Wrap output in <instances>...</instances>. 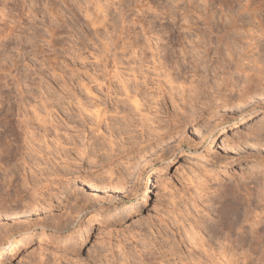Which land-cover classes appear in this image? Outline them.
I'll return each mask as SVG.
<instances>
[{
    "label": "rangeland",
    "instance_id": "374dc122",
    "mask_svg": "<svg viewBox=\"0 0 264 264\" xmlns=\"http://www.w3.org/2000/svg\"><path fill=\"white\" fill-rule=\"evenodd\" d=\"M31 1L0 48V264H264L262 189L203 223L220 188L264 183V86L223 98L245 54L264 78V0Z\"/></svg>",
    "mask_w": 264,
    "mask_h": 264
},
{
    "label": "bare ground",
    "instance_id": "6f19581e",
    "mask_svg": "<svg viewBox=\"0 0 264 264\" xmlns=\"http://www.w3.org/2000/svg\"><path fill=\"white\" fill-rule=\"evenodd\" d=\"M13 3L15 4L16 7H20L21 9L25 8V11L23 13L21 20L24 19L23 22L26 24L31 22V20L34 18V15H35L33 5H35V6H37V5L34 2H32L31 0H17V2L15 0ZM38 3H39L38 9L40 11V16L42 18H44L46 11L48 9V1L47 0H40ZM3 7L0 8V21L2 22L0 24V48L6 49L9 47V44L13 43V40L16 39V37L20 34V32L28 30L25 28L28 24L26 25V24H23V22H22V26H20V29H18L19 26H16L17 24L14 21H10V19H9L10 17L8 18L9 20L6 19V17H8V16H7V13L4 12L5 10L3 9ZM8 10L10 11V9H8ZM9 11H7V12H9ZM13 23H15V24L13 25ZM27 35L28 34L26 31V37H28ZM253 35H254V31L251 34H249V39L251 38V39L255 40V37ZM251 41H253V40H251ZM11 48L13 49V47H11ZM12 54H13V51H12ZM245 55H246V57L245 56L242 57V61L247 62L246 66L251 63L253 67L252 66L248 67L249 69L247 70V69H245L246 66L241 64V65L237 66L236 68H234V70H232L230 67L226 68L227 71L225 74L228 76L229 83L228 82L225 84L223 83V85L225 86V92H226V89L230 87V89L227 90V92L229 91V94L227 93L228 95H225L223 98L225 99V97H229V98H231V100L235 99V102L237 105H238V102L241 104V102H243V101L250 100V98L252 97V94H256L258 88H260V86L262 84L264 86V78L257 76V73H255V71H257V70L261 71L259 69V67L256 66L257 60L254 59V57L251 56V54H249L250 56H248L247 54H245ZM254 69H255V71H254ZM224 70H225V68H224ZM249 70H251L253 73H251V71H249ZM258 75H260V74H258ZM255 81H258L257 82L258 84H253V82H255ZM228 99H227V101H228ZM223 102H225V101H223ZM257 135L256 136L258 138L261 137L264 139V125H263V127H261V129L259 130ZM247 142L245 141L246 145H248ZM249 179L250 180L248 182H246V179H245L244 181L242 180V182L235 183L234 185H232L230 187L224 186L225 188H220L218 193L212 197L213 203L211 206H213V207H211V210H212L214 216L209 218L208 220L203 221V223L206 221H209V222L212 221L213 223H216L220 220H229L232 222H238L239 214L244 209L240 203L241 193L242 192L245 193L244 195H246V197H249V196L252 197L254 195L256 196V194H254L253 191H256L255 193L259 194V188L262 189L261 193L264 192V183L262 182V180L260 182L259 179H257L256 177H251ZM261 179H263V178H261ZM154 180H155L154 175H149L145 179L144 190L142 191V193L140 194V197H139V200L141 201L140 203H142V204L146 203L148 201V199L150 198V196L152 195V193L154 192V188H155ZM247 184H249L250 186L247 187ZM255 196H254V198H255ZM257 197H259V196L257 195ZM244 211H245V209H244ZM244 211H243V213H244ZM138 216L139 217L141 216L140 208H138V214L135 217L138 218ZM259 223L262 224V222H259ZM203 230H207L206 225L203 226ZM88 237H89L88 234L81 235V237L79 239V243H78L79 247H83L87 243ZM42 243H46V244H50V245L53 244V242L48 238L38 239L37 242H35V245H32V246H35V248L32 249V247L30 246V247L26 248L25 251H23V253H21L22 255H21L20 260H22L23 258H27L36 250H43V247H41ZM9 259L10 260L4 264H12L14 262V260H16V258L14 257V253L10 255ZM256 262L257 263H264L263 253L259 254V256L256 259Z\"/></svg>",
    "mask_w": 264,
    "mask_h": 264
}]
</instances>
